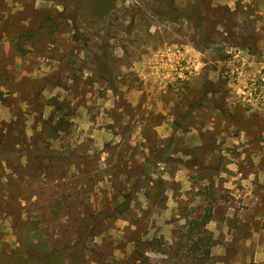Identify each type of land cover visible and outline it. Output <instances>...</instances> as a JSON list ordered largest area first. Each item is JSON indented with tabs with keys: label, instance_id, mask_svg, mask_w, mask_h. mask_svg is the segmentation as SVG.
Listing matches in <instances>:
<instances>
[{
	"label": "rangeland",
	"instance_id": "1",
	"mask_svg": "<svg viewBox=\"0 0 264 264\" xmlns=\"http://www.w3.org/2000/svg\"><path fill=\"white\" fill-rule=\"evenodd\" d=\"M44 249L264 264V0H0V264Z\"/></svg>",
	"mask_w": 264,
	"mask_h": 264
},
{
	"label": "trees",
	"instance_id": "2",
	"mask_svg": "<svg viewBox=\"0 0 264 264\" xmlns=\"http://www.w3.org/2000/svg\"><path fill=\"white\" fill-rule=\"evenodd\" d=\"M62 14H58L56 16L57 19H62ZM46 20L48 22V25L50 26V28H53V20L47 16ZM34 32H22L19 37H17V41H21L22 39H24V37L26 36H33ZM58 107H60L59 105H57ZM52 113V117H53ZM48 128L46 129L47 133L45 134V137L43 138V141L39 142V140L33 141L31 144L27 145L22 151L21 153V158L24 156H28L31 158L27 157V162L31 165L35 164V169L36 170H42V171H49L51 168L56 167L57 164H62L63 161H65V159H67V155H63L60 152H57L51 148H49L45 141H50L52 139V135L53 134H58L59 132H61L62 128V121L60 119H58L55 123H53V119L51 118L48 122ZM31 159V160H30ZM49 174V173H47ZM117 208H115L113 210L116 211ZM111 215H114V213H112L111 211ZM110 215V216H111ZM204 225H206V222L200 221L198 222L197 227H203ZM95 228H98V224H93L90 227L91 231H94ZM89 234V233H88ZM191 242H193L191 240ZM202 242L201 240H198L196 243L193 242L192 245L195 246ZM147 246V250H151L154 252H160L161 250V246L160 243L156 240H152L149 241L148 243H146ZM196 249H193L194 251H197V247H195ZM39 254H34L32 256H30L29 258H25V259H20L21 262H23L22 264H30L31 259H34V262L37 264H62V260L64 259L62 256H59V254H56L55 252H53L52 250L49 251V249H44L41 250L40 252H38ZM72 258L75 256L74 253H72ZM142 253H139V251H135L133 258H135V255L139 256ZM209 254V251L205 250L203 251V255L205 257H207ZM142 255H140L141 257ZM192 256V254H191ZM71 258V257H70ZM73 260V259H72ZM18 260L15 261V259H11L8 261L9 264H14L15 262H17Z\"/></svg>",
	"mask_w": 264,
	"mask_h": 264
},
{
	"label": "built area",
	"instance_id": "3",
	"mask_svg": "<svg viewBox=\"0 0 264 264\" xmlns=\"http://www.w3.org/2000/svg\"><path fill=\"white\" fill-rule=\"evenodd\" d=\"M253 90H254V92H256V91H258V92H259V90H260V89H258V86H257V85H255V83H254V89H253Z\"/></svg>",
	"mask_w": 264,
	"mask_h": 264
}]
</instances>
